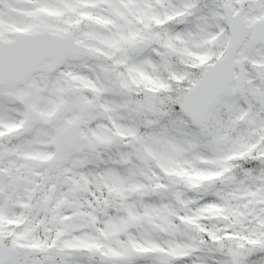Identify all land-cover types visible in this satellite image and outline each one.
<instances>
[{
  "label": "snow or ice",
  "instance_id": "obj_1",
  "mask_svg": "<svg viewBox=\"0 0 264 264\" xmlns=\"http://www.w3.org/2000/svg\"><path fill=\"white\" fill-rule=\"evenodd\" d=\"M0 264H264V0H0Z\"/></svg>",
  "mask_w": 264,
  "mask_h": 264
}]
</instances>
